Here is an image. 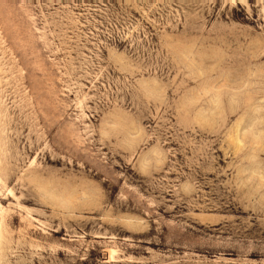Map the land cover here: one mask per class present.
Here are the masks:
<instances>
[{"label": "rangeland", "instance_id": "374dc122", "mask_svg": "<svg viewBox=\"0 0 264 264\" xmlns=\"http://www.w3.org/2000/svg\"><path fill=\"white\" fill-rule=\"evenodd\" d=\"M263 102L264 0H0V264H264Z\"/></svg>", "mask_w": 264, "mask_h": 264}, {"label": "bare ground", "instance_id": "6f19581e", "mask_svg": "<svg viewBox=\"0 0 264 264\" xmlns=\"http://www.w3.org/2000/svg\"><path fill=\"white\" fill-rule=\"evenodd\" d=\"M228 88H229V87H228ZM231 95H232V94H231ZM263 103H264V102H263ZM262 105H263V104H262ZM254 112H255V111H254ZM255 116H256V115H255ZM261 120H262V119H261ZM239 122H240V121H239ZM239 122H237L236 127H238V129L235 128V129L237 130V131H235V134H236V132H238L239 129H241V128H240L241 126L238 125ZM249 125L251 126V125H253V124H249ZM239 126H240V127H239ZM242 127H243V125H242ZM245 127H246V126H245ZM245 127H244V128H245ZM246 128H247V127H246ZM248 128H249V127H248ZM262 129H263V128H262ZM262 129H261V130H262ZM251 130H252V129H251ZM259 130H260V129H259ZM261 130H260V131H261ZM263 130H264V129H263ZM239 131H240V130H239ZM243 131L245 132L246 130L243 129ZM255 132H256V131H255ZM249 133H250V131H249ZM256 133H257V132H256ZM258 133H259V132H258ZM258 133H257V134H258ZM263 133H264V132H263ZM238 134H239V133H238ZM261 134H262V132H261ZM233 135H234V133H233ZM243 135H244V134H243ZM243 135L241 136L242 138L244 137ZM253 135H254V134H253ZM253 135H252V136H253ZM255 136H257V135L255 134ZM234 137H235V138H234V141L236 142L235 144H242V142L244 143V140L240 138V135H236V136L234 135ZM250 137H251V136H250ZM253 137H254V136H253ZM259 137H260V136H259ZM259 137H258V139H259V141H260V138H259ZM231 138H232V137H231ZM244 138H245V137H244ZM232 139H233V138H232ZM251 139H254V140H255L256 138H251ZM258 139H256V140H258ZM262 139H264V138L262 137ZM242 140H243V141H242ZM256 140H255V141H256ZM261 141H262V140H261ZM253 142H254V141H253ZM245 144H246V143H245ZM245 144H244V146H246ZM253 144H254V143H253ZM260 144H261V145H260ZM260 144L258 143V145L262 146V143H261V142H260ZM233 145H234V144H233ZM255 145L257 146V143H256ZM260 146L258 147L259 151H260V148H261ZM242 147H243V145H242ZM237 148H239V146H238ZM243 148H244V147H243ZM240 149H241V148H240ZM252 150H254V148H252ZM263 150H264V145H263ZM263 150H262V151H263ZM255 151H256V150H255ZM259 151H258V152H259ZM260 152H261V151H260ZM250 153H251V152H250ZM250 153H249V154H250ZM259 154H260V153H259ZM256 155H257V154H256ZM256 155H255V156H256ZM251 156H252V153H251ZM246 157H247V156H246ZM248 157H250V156L248 155ZM252 157H253V156H252ZM257 157H258V156H256V160H257ZM251 159H252V158H251ZM253 159H255V158H253ZM253 159H252V160H253ZM253 161H255V160H253ZM258 162H260V161H258ZM251 163H252V162H251ZM252 164H253V163H252ZM253 166H254V165H253ZM262 166L264 167V165H262ZM250 167H251V166H250ZM255 167H256V165H255ZM251 168H252V167H251ZM253 169L256 170V168H252V170H253ZM252 170H251V172H254V171H252ZM257 170L259 171L260 168L257 169ZM247 171H248V170H247ZM256 172H257V171H256ZM256 172H255V173H256ZM257 173H258V172H257ZM261 173H262V172H261ZM263 174H264V173H262V177L264 178ZM255 175H258V174H255ZM260 175H261V174H260ZM251 176H252V175H251ZM251 176H250V177H251ZM258 178H259V177H258ZM258 180H259V179H258ZM262 180H263V179H262ZM253 209H254V208H253ZM1 213H3V210H2V209H1ZM109 253H110V257H109V258H113V251H111V252H109Z\"/></svg>", "mask_w": 264, "mask_h": 264}]
</instances>
